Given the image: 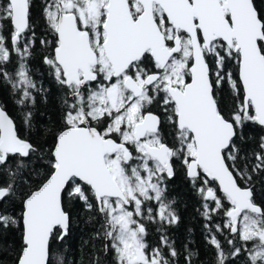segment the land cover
<instances>
[{
    "label": "snow or ice",
    "instance_id": "1",
    "mask_svg": "<svg viewBox=\"0 0 264 264\" xmlns=\"http://www.w3.org/2000/svg\"><path fill=\"white\" fill-rule=\"evenodd\" d=\"M32 8L33 0H0V76L21 93L20 105L34 104L37 89L27 66L37 40ZM42 14L52 37L39 40L51 46L44 63L67 89V110L49 172L24 195L18 215L0 211V232L22 233L15 264H65L53 245L69 233L74 202L103 214V252L111 248L115 264H175L176 248L165 235L150 247L143 221L159 222L161 231L178 222L165 196L177 164L200 184L203 215L223 211L251 264H264V206L253 181L264 173V135L249 134L253 126L264 132V0H43ZM12 52L21 61L14 74L2 67ZM224 85L230 103L220 95ZM252 139L257 150L249 154ZM37 151L0 106V167L18 159L0 201L15 196L24 158ZM210 243L225 264L215 235ZM241 251L233 246L229 255Z\"/></svg>",
    "mask_w": 264,
    "mask_h": 264
},
{
    "label": "trees",
    "instance_id": "2",
    "mask_svg": "<svg viewBox=\"0 0 264 264\" xmlns=\"http://www.w3.org/2000/svg\"><path fill=\"white\" fill-rule=\"evenodd\" d=\"M43 0H33L32 16L36 31V44L32 49V55L27 58L29 73L37 83V89L33 90L35 103L25 102L20 105L17 101L21 93L14 91L7 79L0 76V104L16 123L19 134L32 142L38 151L30 158H24L26 165L23 173L15 177V196L0 201V211L12 215H18L22 211V199L36 185L41 183L44 176L49 172V156L55 142V134L63 128L64 115L67 105V89L58 84L52 74V69L44 63V56L51 52V46L44 47L40 44V38L52 37L48 32L47 25L42 14ZM8 35V32H5ZM7 46L11 48L10 40ZM20 57L12 52L9 61L2 67L9 73L14 74L19 67ZM227 71L236 74L233 62H228ZM42 89V90H41ZM220 95L230 103V91L227 85L223 86ZM71 102V100H69ZM31 112L32 116L28 124L25 123V115ZM172 133L171 127L163 129ZM164 131V132H165ZM253 138L264 135L257 126L249 133ZM248 152L251 154L256 149L255 139L248 141ZM18 159L10 161L7 168L0 167V185L13 180L9 175L8 168L16 169ZM238 167L240 164L238 163ZM177 172L173 179L167 181L166 199L172 201V207L179 217L178 222L163 225L159 222L147 221L149 232L147 241L150 247L160 246L161 236L165 235L168 241L176 248L178 256L174 259L175 264H187L186 257L189 252L193 253L191 264H217V249L210 243L212 235L220 241L226 255L230 256L229 237L223 231H217L219 215L214 214L211 220L203 219L199 200L201 193L198 191L199 183L193 184L187 177L181 165L176 166ZM26 181V182H25ZM255 202L264 206V173L254 176ZM91 199V197H90ZM95 205V200H92ZM153 208H157L153 205ZM72 223L69 233L64 239L57 240L53 245L55 253L64 257L65 264H95L98 255L101 264H115V254L109 248L107 254L103 252V246L108 241L103 236L104 216L97 209L88 210L82 202H74L70 208ZM208 226L212 231L209 232ZM245 242L236 236V246L242 251L236 256V264H251L247 252L243 251ZM254 241L247 242V247L252 248ZM22 244L21 231L13 228L0 232V264H15V257ZM167 255L168 248L163 249Z\"/></svg>",
    "mask_w": 264,
    "mask_h": 264
},
{
    "label": "flooded vegetation",
    "instance_id": "3",
    "mask_svg": "<svg viewBox=\"0 0 264 264\" xmlns=\"http://www.w3.org/2000/svg\"><path fill=\"white\" fill-rule=\"evenodd\" d=\"M153 111H156L157 113H162V110L160 109V107L159 106H154L153 107ZM165 130H163V132H164ZM171 133L170 132H168V131H165L164 132V135L166 136V137H168L169 139H171V135H170ZM179 164H177V166H178ZM182 166V165H181ZM183 167V166H182ZM183 170H184V168H183ZM188 177V176H187ZM174 178V177H173ZM172 178V179H173ZM169 180H171V179H169ZM200 187V186H199ZM204 203H205V200H204V198L201 196V198H200V200H199V207H200V210H201V213L203 214L204 213ZM153 205H155L156 207H157V203L156 202H151L150 203V206L153 208ZM225 206L227 207V206H230V205H228L227 204V202H225ZM154 209V208H153ZM156 209V208H155ZM155 209H154V212H155ZM216 215H219V217L217 218L218 219V221L216 222L217 223V225H220L221 226V229H222V231L226 234V236H228L229 237V240H232L233 241V243L232 244H229V247H230V253H231V251H232V249H233V246H235V247H237L236 246V236H238V235H235V234H231L230 232H229V230H228V228L227 227H225V225H226V223H227V220H228V218L225 216V214H224V212L223 211H220V212H218V213H216ZM203 217V219H206L205 218V216L203 215L202 216ZM144 223H145V226H146V228H147V231L149 232V227L147 226V220L145 219L144 221H143ZM239 237V236H238ZM146 240H147V238H146ZM148 242V241H147ZM149 244V243H148ZM228 256V255H227ZM236 261H237V259H236V257H233V256H228V259L225 261V264H236Z\"/></svg>",
    "mask_w": 264,
    "mask_h": 264
},
{
    "label": "water",
    "instance_id": "4",
    "mask_svg": "<svg viewBox=\"0 0 264 264\" xmlns=\"http://www.w3.org/2000/svg\"><path fill=\"white\" fill-rule=\"evenodd\" d=\"M0 106H1V104H0ZM189 178V177H188ZM172 179V178H171ZM190 179V178H189Z\"/></svg>",
    "mask_w": 264,
    "mask_h": 264
}]
</instances>
